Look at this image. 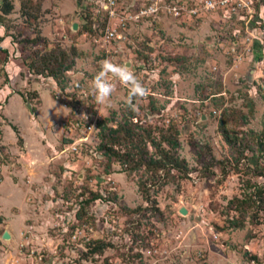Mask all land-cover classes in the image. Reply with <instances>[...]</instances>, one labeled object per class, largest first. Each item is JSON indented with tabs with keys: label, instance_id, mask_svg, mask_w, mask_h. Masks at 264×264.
<instances>
[{
	"label": "rangeland",
	"instance_id": "374dc122",
	"mask_svg": "<svg viewBox=\"0 0 264 264\" xmlns=\"http://www.w3.org/2000/svg\"><path fill=\"white\" fill-rule=\"evenodd\" d=\"M152 1L122 0L123 11L134 15ZM11 2L13 13L0 24V264H264V205L231 204L264 191V30L256 29L260 20L264 29V0L253 4L251 32L219 14L122 27V53L111 61L132 69L149 94L131 97L114 79L104 104L92 84L106 57L81 31L87 12L104 21L99 0ZM57 48L81 55L62 86L29 68L35 52ZM131 111L135 123L158 130L176 122L188 175L162 172L153 183L152 173L131 174L120 163L107 174L98 124L116 127ZM222 121L247 148L227 142ZM90 192L103 199L81 212ZM97 240L109 248L90 256Z\"/></svg>",
	"mask_w": 264,
	"mask_h": 264
},
{
	"label": "trees",
	"instance_id": "16d2710c",
	"mask_svg": "<svg viewBox=\"0 0 264 264\" xmlns=\"http://www.w3.org/2000/svg\"><path fill=\"white\" fill-rule=\"evenodd\" d=\"M119 2L122 3V0H119ZM13 10L14 5L11 0H1L0 24H4V17L11 15ZM22 10L30 18H34L33 14L26 12V6L22 5ZM86 15L85 24L81 30L82 33H88L95 37L100 35L107 26V19L104 18V21H98L93 20L92 13L87 12ZM237 25L239 27L242 26V32H244V21L238 22ZM1 41H3V38H0ZM40 41H42V38L38 35L31 43L32 45H37ZM4 53L7 54L8 51L4 50ZM80 56L76 48H73L71 52H67V50L62 48L51 50L45 54L37 51L34 53V58L29 64V68L30 71H33L32 73L53 78L58 85L62 86L65 83L66 74L73 70ZM21 96L25 97L24 95ZM152 105V112L155 113L157 108L154 107V102ZM136 115L135 111H131L130 116L116 123V127L109 126V122L113 120L102 121L98 124L100 139L98 149L108 161L107 174H112L111 169L114 163H120L125 168V172L131 174L141 170H146L147 174L152 173L153 183H157L156 175L162 172H164L165 176L171 175L174 170L181 175H188L190 173L189 166L179 154L181 142L176 122H170L168 128H159L158 130L152 128L151 125L135 123L133 119L137 117ZM221 133H223L229 144L233 145L240 142L245 146L244 148L248 147L244 140L231 136L233 132L225 128V122L223 121L221 123ZM252 162L258 163L254 158ZM140 189L147 197L148 190H146L147 188L143 181ZM89 194L90 198L81 202V212H84L86 206L92 202L103 199V196L96 192H90ZM235 202L238 204L239 209L246 204L254 205L258 203L264 205V191L258 188L255 195L249 194L243 199L235 198L231 204H235ZM77 215L80 220L81 214ZM1 221L2 219L0 218ZM232 225L236 228L243 226L237 221H233ZM107 248H109L108 244L97 240L89 245L87 254L90 256L101 255Z\"/></svg>",
	"mask_w": 264,
	"mask_h": 264
},
{
	"label": "built area",
	"instance_id": "2783aa9c",
	"mask_svg": "<svg viewBox=\"0 0 264 264\" xmlns=\"http://www.w3.org/2000/svg\"><path fill=\"white\" fill-rule=\"evenodd\" d=\"M99 2L100 8L96 15H103L107 19V26L98 37L94 38V41L99 44L108 60H111L117 55H121L122 51L120 46L126 38V35L121 29L132 22L141 21L142 19L148 20L152 17L158 18L159 16L165 15L180 20L182 23H188L193 19H202L207 15L219 14L227 18L232 26H236L238 22L244 21V24H246L245 30L251 32L253 29L250 27L257 14L253 6L257 0H153L150 4L138 7L134 15L130 13L126 14L127 11L125 10L126 13L123 11L124 5L119 0H99ZM208 5H211V7ZM246 15H248L249 20ZM260 22L261 20L259 23L258 21L256 22V29L258 26V30L262 31L264 30L262 28L263 24ZM249 34L250 37L247 40L252 39V33ZM259 39L264 52V34ZM236 44L232 52L234 58L236 57L237 59L238 56L236 55L240 47L239 41H236ZM111 45H115L113 50H110ZM150 60V65L156 64L154 56H151ZM109 79L112 83V80L115 78L109 77ZM77 126L79 127V124ZM70 148L74 153H79V148L76 143L70 144ZM77 235L78 233L73 237L75 240L78 237Z\"/></svg>",
	"mask_w": 264,
	"mask_h": 264
},
{
	"label": "clouds",
	"instance_id": "9594fccd",
	"mask_svg": "<svg viewBox=\"0 0 264 264\" xmlns=\"http://www.w3.org/2000/svg\"><path fill=\"white\" fill-rule=\"evenodd\" d=\"M211 7V5H208ZM109 77L115 78L121 85L127 86L131 97L136 99L145 98L149 91L137 79L136 75L127 65H119L105 59L100 62V71L93 80V96L98 104L106 103L115 91L114 84Z\"/></svg>",
	"mask_w": 264,
	"mask_h": 264
},
{
	"label": "water",
	"instance_id": "95a60500",
	"mask_svg": "<svg viewBox=\"0 0 264 264\" xmlns=\"http://www.w3.org/2000/svg\"><path fill=\"white\" fill-rule=\"evenodd\" d=\"M78 29H79V24H78V23H75V24L73 25V30H74V31H78ZM180 213H181L182 215H187V214H188V211H187L186 209L182 208V209L180 210ZM10 238H11V235L9 234V232H5L4 235H3V239H4V240H9Z\"/></svg>",
	"mask_w": 264,
	"mask_h": 264
},
{
	"label": "crops",
	"instance_id": "0c3cea01",
	"mask_svg": "<svg viewBox=\"0 0 264 264\" xmlns=\"http://www.w3.org/2000/svg\"><path fill=\"white\" fill-rule=\"evenodd\" d=\"M180 24H182V23H180ZM182 25H184V24H182Z\"/></svg>",
	"mask_w": 264,
	"mask_h": 264
}]
</instances>
